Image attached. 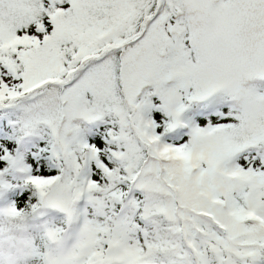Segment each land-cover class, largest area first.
I'll use <instances>...</instances> for the list:
<instances>
[{
	"label": "snow or ice",
	"instance_id": "6c2138e0",
	"mask_svg": "<svg viewBox=\"0 0 264 264\" xmlns=\"http://www.w3.org/2000/svg\"><path fill=\"white\" fill-rule=\"evenodd\" d=\"M0 264H264V0H0Z\"/></svg>",
	"mask_w": 264,
	"mask_h": 264
}]
</instances>
